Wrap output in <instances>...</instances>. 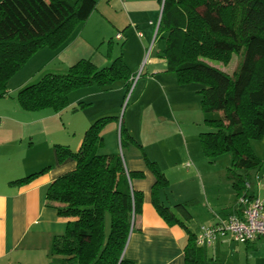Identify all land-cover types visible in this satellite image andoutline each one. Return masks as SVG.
<instances>
[{
  "label": "trees",
  "instance_id": "16d2710c",
  "mask_svg": "<svg viewBox=\"0 0 264 264\" xmlns=\"http://www.w3.org/2000/svg\"><path fill=\"white\" fill-rule=\"evenodd\" d=\"M157 2L162 8L155 40L163 41L158 54L178 84L201 86L197 95L203 124L213 131L199 134L200 148L208 159L230 155L226 179L237 200L262 167L251 141L264 137V0ZM95 8L94 0H0V98L7 97L9 79L34 53L61 48ZM231 55L239 58L231 75L204 61L226 62ZM131 80L120 57L101 69L82 59L64 73H42L17 91L16 101L27 112L59 113L68 107L72 92H105L116 81L127 89ZM113 120L117 122L114 117L92 122L76 152L54 145L57 162L71 160L75 168L46 192V206L69 219L64 233L52 240L48 264H133L123 252L140 214L142 195L131 189L130 181L143 174L127 173L118 154H100L102 130ZM125 140L135 142L120 126V146ZM145 161L155 179L151 198L157 214L168 226L183 227L158 199L169 186L167 179L155 163ZM44 171L11 184H28ZM174 210L190 219L185 204H176ZM183 259L184 264H205L203 248L195 245L190 232Z\"/></svg>",
  "mask_w": 264,
  "mask_h": 264
},
{
  "label": "crops",
  "instance_id": "0c3cea01",
  "mask_svg": "<svg viewBox=\"0 0 264 264\" xmlns=\"http://www.w3.org/2000/svg\"><path fill=\"white\" fill-rule=\"evenodd\" d=\"M114 5L118 6L117 10ZM160 16L161 5L157 0H110V4L103 7L102 11L96 3L89 18L74 30L73 33L80 27L76 38L73 41L69 38L61 48L52 53L55 58L65 56L64 64L68 67L84 59L91 61L95 67H98V63H105L102 68H106L113 59L120 57L132 78L142 58L143 44L156 42ZM117 34L121 35V40L115 38ZM138 34L142 36V43L137 40ZM108 38L107 61L96 62L93 56L83 58L92 45L101 44ZM113 41H122L117 52H114ZM82 44L86 52L80 50ZM130 46L135 49L134 54L139 55L136 65L128 53ZM158 53L156 51L148 58L144 70L140 72L135 86V89L139 87L134 107L138 108L142 99L148 98L146 109L149 114L156 115L157 126L154 124L146 128L141 120L138 135L145 128L148 133L146 138H142L126 125V133L135 142L125 140L119 153L127 173L143 174L142 179L130 181L131 189L141 193L142 204L140 214L134 220V230L129 235L123 258L133 264H184L183 249L187 242V232L196 236L202 227L214 226L219 220L225 219L235 209L236 192L224 173L222 184L225 191L216 196V203L208 195L205 183L208 182L211 167L206 165L202 152L198 151L199 135L182 132V128L188 124L196 123V120H192V114L200 108L197 95L199 88L192 84H178L175 76L166 71L165 61ZM46 72L66 71L56 69ZM27 84L29 82L14 91L17 93ZM116 90L122 91L121 87ZM105 92L96 90L86 96H100V112L97 115L95 113L93 118L84 119L77 130L72 127L71 122L63 121L62 131L66 137L57 139L44 124L54 121L56 116L62 121L68 107L59 113H50V110L27 112L18 105L8 106L5 101L0 105V264L49 263L52 240L64 233L69 219L57 216L55 209L46 206V192L53 181L75 168L74 161L57 162L54 145L66 146L76 152L84 132L92 122L113 117L110 114L112 102L105 97ZM152 100H158L159 103ZM134 109L132 115L135 113ZM68 116L70 117L65 116L66 119ZM200 116L202 118V114ZM170 128L175 135L173 141L166 135ZM118 131V122L105 126L101 133L104 145L100 154L117 155L116 149L107 148V138H114ZM146 159L155 163L167 179L169 186L159 192L158 199L183 227H170L157 214L151 198L155 179L147 168ZM43 170V174L28 184H11ZM256 177L257 181L252 184L250 193L264 201V163ZM176 204H185L190 215L188 221L175 212ZM203 251L205 264H264V242L261 240L240 244L227 236L219 238L214 245L203 248Z\"/></svg>",
  "mask_w": 264,
  "mask_h": 264
},
{
  "label": "rangeland",
  "instance_id": "374dc122",
  "mask_svg": "<svg viewBox=\"0 0 264 264\" xmlns=\"http://www.w3.org/2000/svg\"><path fill=\"white\" fill-rule=\"evenodd\" d=\"M96 3L99 4V8L102 11V8L105 7L106 5L110 4V0H94ZM114 8L117 10L118 6L114 5ZM95 26H93L94 28ZM92 28V29H93ZM80 27L76 30L75 33L70 37V41H73L76 38V35L79 31ZM137 36V35H136ZM141 37L137 36V40L139 42H143L141 40ZM108 39H104L103 43H97L96 45H92L91 49H88L87 52L82 44L80 50L83 52H86L84 54L85 57L83 58H90L93 56L95 58L96 62L100 61H107L106 60V49H107V41ZM69 40V39H68ZM122 41H113L114 44V52L118 51ZM80 43V42H79ZM138 47V46H137ZM79 48H73L75 50ZM163 48V41L157 39L155 43H151L150 45L143 44L142 48V54H141V61L138 65L137 71L134 73V76L131 78V82L129 83V87L127 89L124 88L123 82L121 81H116L114 82L108 90L105 92L107 93L105 97H108L110 101L112 102V109H111V116L114 118H117L118 122V127L120 129V126H130L134 133L137 136H141L142 138H146L148 133H147V127L154 125L157 126V118L156 115L149 114L147 109H146V102L148 101V98L144 97L142 99V103L138 108H135V101H136V96H137V89L138 87L135 86L138 82L140 72L144 70L145 65L147 64V60L150 56H153L156 51H160ZM72 49V50H73ZM71 50V51H72ZM70 52V51H69ZM128 53L130 56L133 58V64L136 65L138 63V56L135 55V49L130 46ZM55 54L52 53L51 50L49 49H41L37 51L36 53L33 54L32 57H30L25 64L17 71L14 73V75L9 79L7 83V90H8V97L5 98H0V105H2L5 101L8 106L11 105H18L16 101V88L19 86H22L23 84L27 82H35L38 80L39 76L46 72V71H51V70H68V66L64 64L65 62V56H59L55 58ZM67 61V60H66ZM207 64L217 68L218 70L231 75L232 72L235 70L236 65L238 64L239 58L235 55H231L230 58L226 61H212V60H204ZM98 69L102 68L105 66V63H98ZM61 72V71H60ZM201 89V86L199 84H192ZM117 87H121V92L117 91ZM96 91L95 88H88L87 89H81L77 90L75 92H72L69 97L68 101L70 102L68 105V110L66 115H70L68 119L64 116L63 120L56 116L54 121L52 122H46L44 125L47 126L48 131L52 134V136L57 139L62 137H66L65 133L62 131L64 128H62V122H71L72 127L76 128V130L79 128V124L84 120L89 118H93V116L98 114L97 112H100V101L98 99V96H93L91 98L86 97L90 92ZM5 99V100H4ZM153 102L155 101L156 103H159L158 100H152ZM198 102L200 105V98L198 97ZM83 105V106H81ZM18 107V106H16ZM67 109V108H66ZM134 109L135 113L132 115V110ZM162 112V110H161ZM50 113H55L50 110ZM71 113V114H69ZM74 115H73V114ZM75 113H77L75 115ZM143 114V116H142ZM202 114V112H201ZM200 114V108L197 109L195 114H192V120H196V123L193 125L188 124L187 127L182 128V132L184 134H195L197 133L198 135L200 133H208L212 132L213 129L209 127H205L203 124V117L201 118ZM187 118V117H186ZM143 121V125L145 128L142 133L138 135V130L140 128V121ZM114 122V120H113ZM111 122V123H113ZM39 129H41V125L39 126ZM166 135L173 141L174 139V131L170 128L168 129ZM51 137V136H50ZM49 137V140H50ZM199 137V136H198ZM199 143V139H198ZM107 148H112L113 150L116 149V153L119 155L121 146L119 142V131L117 133V136L114 138H107ZM174 148L175 151L177 152V148L175 147L174 143ZM199 152L201 151L200 144L198 148ZM251 149L252 153L260 159L262 163H264V137L261 139L253 140L251 141ZM202 152V151H201ZM204 156V155H203ZM204 159L206 161V165L208 167H211V169L208 171L210 173L208 177V182L205 183V186L207 187V193L209 196L214 198L212 200L213 203L215 202L216 196L217 195H222V193L225 191V187L222 184V181L224 180V173L227 174L228 168H230L231 164V157L229 154H223L218 157H214L211 159H208L204 156ZM207 171V170H206ZM226 176V175H225ZM226 183V182H225ZM254 185V180L253 183ZM225 194V193H224ZM181 217V216H180ZM182 218V217H181ZM183 219V218H182Z\"/></svg>",
  "mask_w": 264,
  "mask_h": 264
},
{
  "label": "built area",
  "instance_id": "2783aa9c",
  "mask_svg": "<svg viewBox=\"0 0 264 264\" xmlns=\"http://www.w3.org/2000/svg\"><path fill=\"white\" fill-rule=\"evenodd\" d=\"M115 38L122 39L120 34ZM188 166L189 164L186 165ZM254 181H257V177ZM251 188V184H245V191L237 198L235 209L225 219L219 220L214 226L200 229L195 236L197 247H210L219 238L227 236L240 244H250L257 240L264 242V201L251 194Z\"/></svg>",
  "mask_w": 264,
  "mask_h": 264
},
{
  "label": "water",
  "instance_id": "95a60500",
  "mask_svg": "<svg viewBox=\"0 0 264 264\" xmlns=\"http://www.w3.org/2000/svg\"><path fill=\"white\" fill-rule=\"evenodd\" d=\"M161 8H162V6H161Z\"/></svg>",
  "mask_w": 264,
  "mask_h": 264
}]
</instances>
